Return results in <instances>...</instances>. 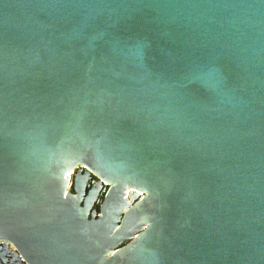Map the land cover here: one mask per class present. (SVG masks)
Masks as SVG:
<instances>
[{"label": "water", "instance_id": "1", "mask_svg": "<svg viewBox=\"0 0 264 264\" xmlns=\"http://www.w3.org/2000/svg\"><path fill=\"white\" fill-rule=\"evenodd\" d=\"M0 243L264 264V0H0Z\"/></svg>", "mask_w": 264, "mask_h": 264}, {"label": "flooded vegetation", "instance_id": "2", "mask_svg": "<svg viewBox=\"0 0 264 264\" xmlns=\"http://www.w3.org/2000/svg\"><path fill=\"white\" fill-rule=\"evenodd\" d=\"M93 189L97 190V186L94 183H92L91 190ZM0 264H25V263L20 261L17 251L14 250L13 247H11V245L7 246L4 245L3 243H0Z\"/></svg>", "mask_w": 264, "mask_h": 264}]
</instances>
